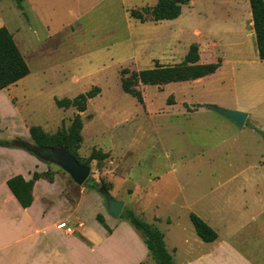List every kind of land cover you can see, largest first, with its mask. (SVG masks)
<instances>
[{"label":"rangeland","instance_id":"obj_1","mask_svg":"<svg viewBox=\"0 0 264 264\" xmlns=\"http://www.w3.org/2000/svg\"><path fill=\"white\" fill-rule=\"evenodd\" d=\"M244 1L243 19L250 13ZM232 2L190 0L175 20L141 23L130 11L150 9L156 0H22V9L15 0H0V27L12 34L30 69L11 88L13 108L2 106L0 139L33 142L31 126L47 134L67 129L77 111L56 107L55 99H72L96 86L100 92L79 113L78 155L83 163L92 149L109 155L87 162L89 177L77 185L60 167L22 149L0 152L4 177L31 179L36 172L42 179L28 212L16 203L4 204L3 251L12 253L7 261L17 255L19 264H31L37 250L55 253L69 246L82 264H132L134 257L155 264L139 250L137 231L109 215L100 187L164 234L174 264H187L189 256L209 248L195 234L189 213L206 212L213 222L220 177H259L258 184H264V60L257 57L254 38H242L239 52H227L213 74L139 85L141 103L122 91L120 71L150 69L155 62L179 64L191 44L198 47L200 63L221 62L207 49L206 37L234 24ZM213 107L245 112L244 126L237 128ZM68 212L67 226L82 223L73 234L82 248L69 245L71 238L56 229ZM98 215L111 232L119 225L113 237L92 245L83 228L102 235ZM168 217L174 219L171 226ZM250 229L240 230L229 243L247 252L254 243Z\"/></svg>","mask_w":264,"mask_h":264},{"label":"trees","instance_id":"obj_2","mask_svg":"<svg viewBox=\"0 0 264 264\" xmlns=\"http://www.w3.org/2000/svg\"><path fill=\"white\" fill-rule=\"evenodd\" d=\"M22 0H15L19 9H22ZM190 0H156L155 5L150 9L131 10L130 16L143 23L146 21H167L175 20L182 13V7L189 4ZM252 17L253 33L255 37L257 57L260 61L264 60V0H248ZM221 65L216 63L204 64L199 62L198 47L191 44L181 63L175 65H161L155 62L150 69L140 71H129L122 69L121 89L124 93L132 96L138 102H142V94L138 89L139 85H164L175 82H185L195 80L213 74ZM29 66L18 48L12 34L5 26L0 27V91L15 85L18 81L29 75ZM100 89L93 87L89 91L78 94L72 99H55L58 108H75L77 114L71 119L67 129H59L54 134H47L39 126H31L28 130L32 141L40 146L64 147L80 163L87 165L91 160L102 161L108 158V153L99 149H92L87 160L83 163L78 155V149L82 142V121L79 113L86 110L88 100L94 98ZM0 146L16 148L13 141L0 139ZM40 179L38 173H33L30 180H25L22 175H15L6 181L11 194L16 199L22 209L29 208L33 203V186L35 181ZM52 182V180L50 181ZM92 187L96 186L92 180ZM121 219L128 222L141 236L147 249L148 256L155 264H174L173 256L166 248L164 235L152 224L144 221L130 209H123L120 214ZM96 220L106 230L111 233L104 223L101 215ZM189 220L193 229L203 242H213L217 239L216 231L211 228L197 214L190 212Z\"/></svg>","mask_w":264,"mask_h":264},{"label":"crops","instance_id":"obj_3","mask_svg":"<svg viewBox=\"0 0 264 264\" xmlns=\"http://www.w3.org/2000/svg\"><path fill=\"white\" fill-rule=\"evenodd\" d=\"M244 2V0H233L232 7L229 9L234 14L232 17L234 18L232 19L234 24L229 26V29H224L222 32L213 31L210 33V36L206 37L207 42L205 45L208 47L207 49H209L212 54L216 53L220 55L222 64L226 62L227 52L234 54L239 52L236 48L240 49L244 45L242 38L253 37L255 40L251 13L247 11V15H244V19L242 18V8L245 4ZM238 14L239 17L237 16ZM237 17L239 20H237ZM243 20L245 21V27L242 23ZM237 22L241 23L242 25ZM236 36L239 37V41L234 40ZM12 86L13 85L0 91V97H2L0 99V118L2 106L4 104L13 108L11 94ZM14 149L17 148H7L0 146V152L3 150L16 151ZM22 176L25 180H30L28 175ZM9 178L11 177H4L3 163L0 159V264H19L17 255L16 257H12L16 259L7 261L8 256H11L12 253L10 254L3 251L4 204L8 201L18 205L16 199L6 186V181ZM257 178L259 177H220L221 180L218 184L219 211L217 217H214L212 222V220H210L211 218L206 214V212H202L203 214H198L202 220H204L211 228L217 231V239L213 242H206L208 243L209 248L204 250L202 255L191 256V258L189 256L187 264H264V184L259 185ZM40 181H42L41 178L35 181L32 192H34ZM35 199V196H33V203L29 208L21 209L25 212H28L34 206L36 202ZM18 207L20 208L19 205ZM45 210H47V208ZM64 215H66V218L59 217V219L56 221V229L62 230L63 232L64 230L59 229L57 225L61 222H65L67 225V220H69L71 213L68 212V214ZM168 219L170 221V224H168L171 226L173 224V220L176 219V221H178L179 217L178 215H175L173 220L170 217H168ZM78 223H76V225L73 227L74 231L82 230V226H77ZM16 225L17 224L15 223L13 227ZM118 225L113 228L110 234L107 233L101 226L103 228L102 235H98L95 230L86 225L83 228V233L93 245L94 243L96 244L100 238L107 240L108 238L113 237ZM248 226L251 228L250 230L251 234L253 235L254 243L251 244V249L245 252L239 250L236 247L234 248L229 243V239L237 235L240 230L245 229ZM216 227H219L220 231H218ZM73 234H66L71 238L69 245H74L76 247L79 246L82 248V241L79 238L73 237ZM223 240L227 241L224 242ZM137 246L143 254L147 253V249L140 234L137 240ZM128 250L129 253L130 248ZM32 258L33 261H31V264H52L56 260L62 264H82V262L79 260L77 250L73 251L69 246L67 250L62 249L56 251L55 253L46 251L40 252L37 250L32 254ZM141 263L142 261L140 257L133 258L132 264ZM181 264L184 263L181 262Z\"/></svg>","mask_w":264,"mask_h":264},{"label":"water","instance_id":"obj_4","mask_svg":"<svg viewBox=\"0 0 264 264\" xmlns=\"http://www.w3.org/2000/svg\"><path fill=\"white\" fill-rule=\"evenodd\" d=\"M213 110L231 121L237 128L241 129L247 118V114L237 110H224L213 107ZM14 147L32 154L37 159L54 164L67 173L77 185H82L89 177L91 168L76 160L64 147L40 146L34 142L24 140L13 141ZM99 194L105 201L106 210L113 218L118 219L124 207L123 201L114 199L105 187L98 189Z\"/></svg>","mask_w":264,"mask_h":264},{"label":"built area","instance_id":"obj_5","mask_svg":"<svg viewBox=\"0 0 264 264\" xmlns=\"http://www.w3.org/2000/svg\"><path fill=\"white\" fill-rule=\"evenodd\" d=\"M77 226H78V227H81V226H82V223H78ZM57 227H58L59 229H63L64 232H65L66 234H69V235H70V234H73V233H74V229H73L72 227L67 226L65 222H61V223H59V224L57 225Z\"/></svg>","mask_w":264,"mask_h":264}]
</instances>
